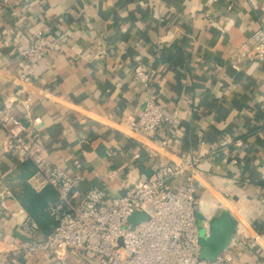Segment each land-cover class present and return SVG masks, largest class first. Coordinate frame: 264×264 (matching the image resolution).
Instances as JSON below:
<instances>
[{
  "label": "crops",
  "instance_id": "0c3cea01",
  "mask_svg": "<svg viewBox=\"0 0 264 264\" xmlns=\"http://www.w3.org/2000/svg\"><path fill=\"white\" fill-rule=\"evenodd\" d=\"M248 1L0 0V97L12 99L23 124L40 118L42 152L80 177V192L120 195L160 162L197 155L196 212L208 222L229 215L225 247L251 241L264 235V59L246 48L264 29V0H255L258 8ZM37 31L57 36L60 47L27 73L19 49ZM148 97L171 119L155 139L129 128ZM31 173L30 163L0 146V192H8L0 201V250L26 237L19 224L28 214L25 191L43 189L33 188ZM45 215H30L37 238L51 231ZM8 261L97 264L69 252L61 259L8 252ZM231 264H264V238L243 246Z\"/></svg>",
  "mask_w": 264,
  "mask_h": 264
},
{
  "label": "built area",
  "instance_id": "2783aa9c",
  "mask_svg": "<svg viewBox=\"0 0 264 264\" xmlns=\"http://www.w3.org/2000/svg\"><path fill=\"white\" fill-rule=\"evenodd\" d=\"M8 4V0H1ZM264 34L256 31L253 42H263ZM60 47L57 36L37 31L28 44L19 49V57L27 73L48 52ZM135 77L146 84L143 67L135 69ZM17 101V98L15 99ZM27 101V100H25ZM24 101V102H25ZM24 103L23 101H19ZM12 99L0 97V146L17 162L30 163L34 189L50 187L55 196L46 202L45 211L52 228L37 238L40 228L28 214L19 219L24 239L14 238L9 249L0 250V264H11L8 252L24 258L34 254L61 259L69 252L97 264H231L243 246H254L264 235L251 241H239L224 247L215 257H199L200 228L209 235V222L198 220L196 191L199 157L181 155L178 162H160L149 179H136L120 195L102 189H77L79 176L54 165L42 152L36 127L39 117L27 126L13 112ZM171 119L152 97L143 101L140 113L129 122V128L147 138H157V131ZM163 145L166 141L162 140ZM240 145V141H235ZM224 154L227 149L223 147ZM113 174L108 175L112 179ZM8 192H0L3 201ZM133 212H145L146 219L129 221Z\"/></svg>",
  "mask_w": 264,
  "mask_h": 264
},
{
  "label": "water",
  "instance_id": "95a60500",
  "mask_svg": "<svg viewBox=\"0 0 264 264\" xmlns=\"http://www.w3.org/2000/svg\"><path fill=\"white\" fill-rule=\"evenodd\" d=\"M198 219L203 220L199 212L195 213ZM145 212H133L129 216L131 223L146 219ZM233 227V222L225 211H221L211 221H209V235L204 236L200 228L198 243L200 245L199 257L211 260L226 245L227 238Z\"/></svg>",
  "mask_w": 264,
  "mask_h": 264
},
{
  "label": "trees",
  "instance_id": "16d2710c",
  "mask_svg": "<svg viewBox=\"0 0 264 264\" xmlns=\"http://www.w3.org/2000/svg\"><path fill=\"white\" fill-rule=\"evenodd\" d=\"M25 163V162H24ZM55 196V192L53 189H51L50 187H44L39 193H37L35 195V193L33 194L32 192L29 191H25V196H24V200L26 202V210L28 212L29 215H32L34 217H42L45 220V214L47 213H42L41 210L43 209L44 205H45V199L47 197H54ZM46 212V211H45ZM52 223V221H51ZM52 225V224H51Z\"/></svg>",
  "mask_w": 264,
  "mask_h": 264
},
{
  "label": "rangeland",
  "instance_id": "374dc122",
  "mask_svg": "<svg viewBox=\"0 0 264 264\" xmlns=\"http://www.w3.org/2000/svg\"><path fill=\"white\" fill-rule=\"evenodd\" d=\"M248 2L251 4V6H253L255 8L259 7L257 5L258 2H256L255 0H249ZM260 30L264 34V29L262 28ZM246 53H249V56L252 58H257L259 60L264 59V41L263 42H260V41L252 42L251 44L247 45ZM74 255H76V254H74ZM76 256H78V255H76Z\"/></svg>",
  "mask_w": 264,
  "mask_h": 264
}]
</instances>
